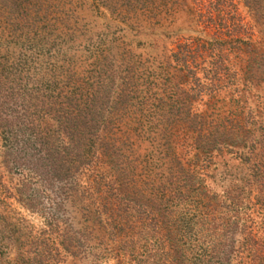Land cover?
Segmentation results:
<instances>
[{
  "label": "rangeland",
  "instance_id": "374dc122",
  "mask_svg": "<svg viewBox=\"0 0 264 264\" xmlns=\"http://www.w3.org/2000/svg\"><path fill=\"white\" fill-rule=\"evenodd\" d=\"M207 11L214 17L210 28L199 17ZM193 85L198 94L186 98ZM187 103L192 113L225 117L237 116L241 107L238 122L251 130L247 143L264 144V0H147L141 6L126 0H0V263L198 264L206 243L187 229L180 172L192 157L186 154ZM85 112L95 119L86 127L96 125V131L77 139L71 176L89 183L100 206L115 207L120 226L98 229L82 248L52 251L54 260L42 263L25 241L26 231L38 241L46 237L41 230L53 215L71 222L66 235L78 236L76 201L66 202L63 213L54 211L57 197L47 191L28 209L14 194L21 171L4 161L20 155L27 128L54 146L63 141V118ZM21 128L23 137L14 139ZM251 153L257 161L258 152ZM179 172L183 179L168 186H180L183 195L166 194L159 213L153 200L145 201L144 211L126 203L135 189L133 196L141 193L145 200L152 188L159 194L164 179ZM199 178L226 199L229 208L219 206L223 217L254 198L246 164L225 148L211 152ZM40 187L35 182L31 189ZM111 238L120 244H109ZM234 238L230 264H249L243 235Z\"/></svg>",
  "mask_w": 264,
  "mask_h": 264
},
{
  "label": "trees",
  "instance_id": "16d2710c",
  "mask_svg": "<svg viewBox=\"0 0 264 264\" xmlns=\"http://www.w3.org/2000/svg\"><path fill=\"white\" fill-rule=\"evenodd\" d=\"M129 1L139 3L141 6L147 0H126V2ZM199 17L203 18L204 24L207 27L211 23V26L214 25L212 12L207 11L199 14ZM186 73L193 72L187 70ZM211 90V92H214V88ZM191 91L194 93L188 95L186 92V98L191 99L198 94V89L194 85ZM189 106V103H187L186 141L188 143H186V154H191L192 157L188 161L186 160V172L180 168V172H184L183 176L186 179V207H188L187 210L189 212L186 226L194 235L200 234L204 236L203 243H206L201 256L197 255L195 259L198 260V264H230L233 260L232 254L234 252L235 254L237 253V250L233 249L234 237L236 234L241 233L243 235L242 245L246 248L245 258H248L249 264H264V144L262 142L247 143L251 130L245 128L243 124L240 125L238 122L243 113L241 107H239V111L236 113L237 116H234V113H228L225 117L221 116L220 112L215 111H203L202 113L195 114L190 111ZM246 114L248 115L250 112L247 111ZM92 115L86 112L83 114H67L63 118L65 126L61 130L62 138L60 139H63V141L55 143L54 146H52V142L48 143L47 137L36 135L33 137L31 127L27 128V134L25 133V129L21 128L19 131L15 130L14 132L16 133L12 135L14 139L16 136L23 137L24 133L26 135L25 141L19 148L20 155L18 157L15 156V158L13 157L11 160L4 161L5 167L8 165V169L14 167L18 171H21L19 183L14 187V194H16L20 203L28 209H33L37 206L41 193L52 192L54 197H57L52 207L54 211L63 213L65 212L64 204L66 202H70L73 205L76 201L78 208L76 213H79L82 219L80 223L82 226L80 225L81 228L78 230V236L74 233L66 235L67 231L65 228L67 229V226L71 222H62L61 219L60 222L53 215L48 216L49 218L45 223L47 227L45 231L41 230L45 233L46 237H42L38 241V239L31 235L30 231H26L25 241H27L29 248H34L32 250L33 255L39 256V260L42 263L54 260L55 257L54 254L52 255V251L55 254L60 251L69 254L72 253L71 249L73 246L79 249L82 248L89 240L90 233L92 235L98 229L105 231L109 225H113V228L120 226L119 219L114 216L115 207L113 208L111 205L100 206L99 199L97 197L95 198L98 200L95 199L87 191L91 190L89 183L85 182L81 184L80 180L73 179L71 176L74 165L72 163L79 157L77 139L90 136L89 134H94L96 131L94 129L96 125L86 127L88 121L90 123L94 122L95 119ZM78 117L81 119L79 120ZM191 133L193 135H190ZM101 145L107 147L106 143H102ZM107 145L112 146L109 143ZM219 148H225L229 153L235 155L246 164L251 186L255 190L254 198L244 206L245 208H241L243 209L242 211L238 212L237 210L239 209L236 208L231 209L232 213L226 217L220 215L219 207L223 206L224 210L225 207L229 208L228 203L226 204V199L220 201L219 195L209 192L202 184V179L200 180L199 178L200 170L210 162L211 152ZM252 151L258 152L257 161L252 159ZM104 152L101 151V153ZM175 159L176 165L180 167V157L175 156ZM180 172L177 175L170 173L164 179L166 185L160 184L159 194L155 188H152L146 196L147 200H145V195L141 193L138 197L133 196L139 191L135 189V191H132L131 197L125 199L126 203L136 204L144 211L143 208L145 209L149 206H146L145 201L153 200L154 207H152L158 210L157 213H159V210H161L159 206L165 200L164 196L166 194L170 195V198L173 196L181 198L183 195L180 193V186L173 188L168 186L176 182L178 183L183 179ZM35 182H39L41 189H31L32 184ZM2 186L0 183L1 188H3ZM75 193H79L80 197L75 199ZM1 201H3V197L0 196V204L2 203ZM77 202H80V205ZM245 210L247 211L245 212ZM61 223H64L63 229L59 228ZM12 228L8 227V230L13 232ZM110 235L112 237L117 236L113 232ZM71 239H76V242L71 241ZM99 241L102 242V239H99ZM108 241L109 244H120V238H111ZM29 248L28 251L30 252L31 249ZM25 252L26 250L22 251L20 256ZM22 258L20 259L22 260ZM0 264H6V262L3 261Z\"/></svg>",
  "mask_w": 264,
  "mask_h": 264
}]
</instances>
